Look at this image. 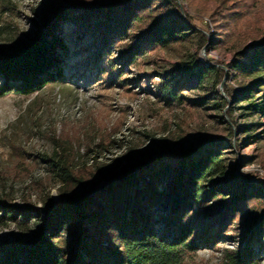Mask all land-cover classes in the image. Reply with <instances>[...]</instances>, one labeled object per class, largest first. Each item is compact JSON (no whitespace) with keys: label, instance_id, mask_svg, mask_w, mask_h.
<instances>
[{"label":"trees","instance_id":"16d2710c","mask_svg":"<svg viewBox=\"0 0 264 264\" xmlns=\"http://www.w3.org/2000/svg\"><path fill=\"white\" fill-rule=\"evenodd\" d=\"M214 1L208 15L216 26L224 24L216 43H231L229 67L239 87L235 96V88L225 83L224 92L244 116L262 115L264 31L242 29L241 0ZM48 10L42 33L0 56V94H30L62 80L71 48L81 47L89 63L106 60L110 68L159 49L175 58L159 87L165 100L186 99L182 91L194 80L196 88L208 91L207 103L221 110L228 104L218 91L224 70L193 50V39L201 47L207 37L185 21L174 0H49ZM114 50L117 58L111 57ZM165 146L147 161L136 160L129 150L121 158L124 164L114 159L115 165L98 168L89 180L75 175L65 158H48L59 183L58 200L48 198L43 207L32 208L0 197V227L13 223L29 235L2 241L0 264H187L226 233L238 236L241 245L224 250L223 264H259L264 182L230 175L225 152L210 140L179 146L174 162Z\"/></svg>","mask_w":264,"mask_h":264},{"label":"rangeland","instance_id":"374dc122","mask_svg":"<svg viewBox=\"0 0 264 264\" xmlns=\"http://www.w3.org/2000/svg\"><path fill=\"white\" fill-rule=\"evenodd\" d=\"M48 1L0 0V56L42 33ZM87 1L99 4L111 0ZM174 1L185 21L207 37L201 47L193 39L199 59L224 70L218 91L228 101L226 107L221 110L207 103L204 96L208 91L196 88L194 80L182 91L186 99L165 100L159 87L175 58L162 50L147 51L131 65L117 63L110 68L106 60L89 63L81 47L71 48L62 80L30 94H0V197L32 208L43 207L48 198L58 200L59 183L47 161L54 154L70 162L75 175L89 180L97 177L98 168L115 165L113 160L123 158L129 150L136 160L147 161L166 142L165 150L174 162L179 146L188 142L198 145L205 139L225 152L230 175L264 182V114L244 116L224 92L225 83L235 88V96L239 87L229 67L234 60L231 43H216L224 24L216 26L208 15L217 3ZM240 2L245 11L242 29L264 31V0ZM85 43L91 46L89 39ZM111 57L117 58L116 50ZM28 237L13 223L0 227V243ZM240 245L238 236L226 233L214 247L198 250L187 264H223L224 250ZM256 252L259 264H264V244Z\"/></svg>","mask_w":264,"mask_h":264},{"label":"water","instance_id":"95a60500","mask_svg":"<svg viewBox=\"0 0 264 264\" xmlns=\"http://www.w3.org/2000/svg\"><path fill=\"white\" fill-rule=\"evenodd\" d=\"M222 83H223V82H221V83H220V85H219V86H220V88H222Z\"/></svg>","mask_w":264,"mask_h":264}]
</instances>
